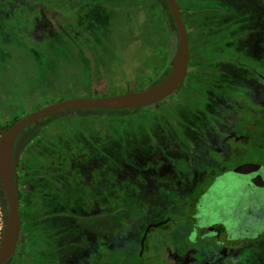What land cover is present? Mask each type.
Masks as SVG:
<instances>
[{
  "label": "rangeland",
  "instance_id": "374dc122",
  "mask_svg": "<svg viewBox=\"0 0 264 264\" xmlns=\"http://www.w3.org/2000/svg\"><path fill=\"white\" fill-rule=\"evenodd\" d=\"M179 1L191 32L193 48L189 75L183 89L154 108L109 112L103 119L88 122H81L71 111L53 114L43 118L39 124H32L20 135L19 153L29 155L30 160L35 158V151L50 150V143L54 141L49 142L47 138L45 142L43 136L38 137L43 128L50 132L51 138L57 139L67 132L82 135L84 129L89 131L93 128L95 132L102 128L106 132L111 129L127 135H112L108 142L105 139L102 149L110 161L127 160L138 164L147 161L149 156L153 158L139 138L143 134L148 135L146 127L149 125L156 136L163 135L160 131L164 132L160 146L164 149L172 147L164 152L167 162L160 167L161 171L167 174L171 169H181L187 177L184 187H180L179 181L168 177L173 180L170 183L178 186L174 189L167 186V195L158 200L163 206L174 207L191 192L193 186L190 175L193 170L226 168L221 165L230 164L228 156L259 138L261 129L247 120L243 108L241 113L231 116L224 114L229 108L227 101L235 95V86L227 80V70L234 72L221 64L223 57H219V60L211 55L227 54L225 34H221L229 10L226 0ZM231 1L232 10L243 14V1ZM78 11L84 14L77 27L74 26L75 20L67 16L58 19L49 17L42 42H37L38 38L31 32L23 34L10 24L0 23V129L15 116L22 117L64 98L90 94L91 80L99 86L93 93L112 92L109 91L111 87L123 90L146 88L151 84L152 71L160 70L171 54L167 31L172 29L175 34L178 31L166 0H87ZM240 26L242 24H233L232 31H239ZM220 27L222 31L218 29ZM208 32L212 36L205 39ZM219 64L225 71L218 75L209 76L202 71L205 66ZM170 69L168 65L165 74ZM130 82L133 84H128ZM105 122L110 125L105 126ZM205 143L213 148L207 151L208 159L193 161L189 157L191 150L201 154L207 146ZM121 146L123 151L120 150ZM175 159L183 162L173 164ZM129 162L124 164L127 169L136 168ZM19 165L21 188L25 192L21 202L24 218L23 251L9 262L49 264L47 255L53 243L50 230L46 228L48 211L52 206L49 200L52 191L48 181L37 176L35 165L32 166L31 162L27 164L26 157ZM228 179L232 177L228 176ZM24 183L26 187H23ZM225 185L221 183L209 203L227 201L224 196L216 197L227 188ZM27 188L35 191L27 193ZM36 191L42 192L41 197L35 196ZM254 258L258 264H264V256Z\"/></svg>",
  "mask_w": 264,
  "mask_h": 264
},
{
  "label": "flooded vegetation",
  "instance_id": "af4514ba",
  "mask_svg": "<svg viewBox=\"0 0 264 264\" xmlns=\"http://www.w3.org/2000/svg\"><path fill=\"white\" fill-rule=\"evenodd\" d=\"M86 1L80 0L66 6L67 17H77L74 19L76 27L84 14L78 8ZM242 1L243 14L233 11L232 1L226 0L229 10L222 28L227 54L223 56L221 64L234 72L230 70V74L227 70V80L235 86L233 99L239 101L241 110L243 108L248 114H254V123L261 129L264 127V2ZM49 17L58 19L55 14L48 16L47 20ZM7 21L19 31L33 33L29 27L21 29L12 21ZM233 24L242 26L239 31L233 32ZM167 66L165 59L160 70H154L158 74L153 77L156 81L146 88L168 74H165ZM93 82L90 81V94L78 96L132 91L129 88L123 90L111 87L109 91L112 92L93 93L99 87ZM185 85L186 82L181 89ZM162 101L152 105L155 107ZM149 106L132 110L151 109ZM125 110L130 109L84 108L67 111L73 112L81 122H88L103 119L109 112ZM109 125L105 122V126ZM44 129L39 131L38 137L43 136L45 142L47 138L49 142L54 141L50 143V150H37L33 155L35 158L29 160V155L19 153L18 138L15 155L18 175L19 164L26 157L27 164L31 162L32 166L35 165L37 176L46 179L52 191L49 199L52 206L48 211L46 228L50 230L53 243L47 255L49 264H258L254 257L264 256V164L261 162V137L258 138L260 143L257 146L260 149L259 155L255 154V160L240 162L241 150L236 149L228 156L229 165L220 164L226 168L193 170L190 175L193 187L189 195H185L178 205L168 207L158 201L167 195V186L170 189L178 186L170 183L173 180L168 177H172L175 182L179 181L180 187L187 183V177L181 169H171L167 174L161 171L160 167L167 162L164 152L172 148L164 149L160 146L163 131H160L163 135L156 136L151 126L146 127L148 135L143 134L139 138L153 158L149 156L147 161L132 164L123 159L112 162L102 149L112 135L127 136L123 133L111 129L106 132L102 128L93 132V128H90L89 131L81 130L82 135L67 132L57 139L51 138L50 132ZM205 144L207 146L201 154L191 150L189 157L193 161L208 159L207 151L213 148ZM120 150L123 151V146ZM119 155L122 156V153ZM128 162L136 168L127 169L124 164ZM181 162L183 160L175 159L173 164ZM200 176L203 178L198 179ZM228 176L232 179H228ZM19 179L18 192L24 198L20 175ZM221 183H225L227 188L216 197L224 196L227 201L209 203ZM26 186L24 183L23 187ZM25 190L27 193L35 191L32 188ZM41 194L36 191L35 196L41 197ZM22 200L20 206L24 224ZM23 235L22 225L18 249L9 261L15 260L23 251Z\"/></svg>",
  "mask_w": 264,
  "mask_h": 264
},
{
  "label": "water",
  "instance_id": "95a60500",
  "mask_svg": "<svg viewBox=\"0 0 264 264\" xmlns=\"http://www.w3.org/2000/svg\"><path fill=\"white\" fill-rule=\"evenodd\" d=\"M175 21L179 43L171 60V69L159 82L143 90H132L100 96L69 97L51 102L20 117L3 129L0 137V179L7 201V223L0 239V264H6L16 253L22 233V213L16 176L15 149L20 135L32 124L67 110L84 108L133 109L162 101L187 80L191 62V43L187 23L178 0H166Z\"/></svg>",
  "mask_w": 264,
  "mask_h": 264
},
{
  "label": "trees",
  "instance_id": "16d2710c",
  "mask_svg": "<svg viewBox=\"0 0 264 264\" xmlns=\"http://www.w3.org/2000/svg\"><path fill=\"white\" fill-rule=\"evenodd\" d=\"M80 0H0V23L2 25H8L9 23L7 20L12 21V24H15L17 26H20L21 29H24L26 27H29L30 31H32L37 39V42H42V38H44L45 35V26H47V17L50 15L55 14L58 18H64L66 17V6L70 4H74ZM179 4L180 1L178 0ZM183 12V11H182ZM60 16V17H59ZM75 16V15H74ZM73 19H77V17H74ZM222 31L221 27L218 28ZM223 31L221 32V34ZM23 34H27L26 31H23ZM189 34L191 35V32L189 31ZM168 36V43L169 48H171V54L168 55L167 58V65H169L170 57L172 53H174L178 47L179 43V37L178 33L175 34V32H172V29H168L167 31ZM210 36H212V33H206L204 36L205 39H208ZM193 50V48H192ZM263 55H264V47H263ZM212 58L219 59V57H223L222 54H212ZM223 65V64H222ZM203 73H208L211 75H215L217 73H222L224 70H222L221 64L218 66H205L202 68ZM158 76L154 71H152L149 83L155 82L153 77ZM178 93V92H176ZM174 93V94H176ZM174 94H172L169 97H172ZM168 97V98H169ZM226 105L229 107L227 109V116H231L233 113H241L240 103L238 100H228ZM154 105L149 106L148 108H153ZM245 112V111H243ZM247 114V120L252 121V123L255 125L254 114ZM223 114V115H224ZM225 115V117H226ZM222 117V116H221ZM20 117L15 116L14 119L9 122L8 124L4 125L0 129V134H2L3 129L9 127L11 124H13L16 120H18ZM240 134V133H238ZM261 144H262V156H261V162L264 164V127L261 128ZM252 138H254L252 136ZM258 138L255 140L249 142V144L244 148L241 149V158L240 162H246L250 160H255V154L259 155V147L257 146ZM260 143V142H259ZM16 156V155H15ZM259 158V157H257ZM68 159V158H66ZM17 176V183H19V175L16 173ZM20 200L23 199L22 193L19 191Z\"/></svg>",
  "mask_w": 264,
  "mask_h": 264
},
{
  "label": "built area",
  "instance_id": "2783aa9c",
  "mask_svg": "<svg viewBox=\"0 0 264 264\" xmlns=\"http://www.w3.org/2000/svg\"><path fill=\"white\" fill-rule=\"evenodd\" d=\"M1 137V134H0ZM7 201L4 190L2 189V183L0 179V239L3 235L6 223H7Z\"/></svg>",
  "mask_w": 264,
  "mask_h": 264
}]
</instances>
